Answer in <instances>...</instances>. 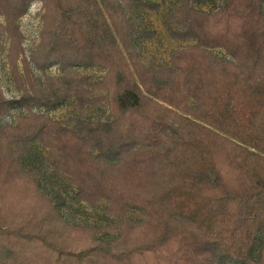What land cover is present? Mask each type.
<instances>
[{
    "label": "trees",
    "instance_id": "16d2710c",
    "mask_svg": "<svg viewBox=\"0 0 264 264\" xmlns=\"http://www.w3.org/2000/svg\"><path fill=\"white\" fill-rule=\"evenodd\" d=\"M33 2L40 30L26 56L18 22ZM159 9L0 0V62L21 96L0 90V121L26 111L0 126V264H264V236L252 256L264 231V0L172 2L163 26L186 45L162 66L142 61L136 41L154 34L130 18ZM81 68L104 74L91 83ZM103 103L105 119L88 120ZM66 104L67 121L33 111ZM37 151L76 203L116 223L68 224L41 171L22 166Z\"/></svg>",
    "mask_w": 264,
    "mask_h": 264
},
{
    "label": "rangeland",
    "instance_id": "374dc122",
    "mask_svg": "<svg viewBox=\"0 0 264 264\" xmlns=\"http://www.w3.org/2000/svg\"><path fill=\"white\" fill-rule=\"evenodd\" d=\"M150 1L160 4V9L157 12L137 11L133 16L131 15L130 18L139 28L145 29L154 34L153 37L138 39L136 41V50L140 54L142 61L145 63H152L156 66H162L168 62L169 55L172 51L178 50L186 45V43L170 39L163 26V22L170 10V5L172 2H176V0ZM214 6V4L210 3V5L203 6L202 9L211 11ZM41 12V4L39 2H33L29 6L27 13L18 22L22 38H24L22 39L23 41H21V45L25 50L26 56H28L32 45L37 42V34L40 30ZM0 23L2 24V20H0ZM215 52L220 53L218 51ZM19 70H21V66H19ZM32 70L37 85L42 88L44 82L43 77L33 67ZM55 70L56 68L54 66L50 67L46 72L47 76L54 75ZM78 72L83 76H87L91 83L98 81L104 74L99 68H81ZM0 90L3 97L8 100H18L21 97L18 89L10 79L9 69L4 59L0 62ZM33 111L60 121L70 120L76 115V111L71 104H66L50 111L46 110L44 107L35 108ZM25 114V109L15 108L11 111L9 117L0 121V126L14 124L16 116ZM106 116L107 106L105 103L97 107L88 108L87 119L90 121H103ZM37 154L38 156H34L35 158L22 160V166L27 171L35 168L41 171L42 176L38 178L40 187L47 196L53 199L68 224L105 228L111 227L116 223V219L108 217L100 209H92L86 204L76 203L73 199V188L56 179L50 169L46 168L44 164H41L40 152L37 151ZM43 211V208L39 210V212ZM126 219L137 221L133 216H129ZM263 236L264 231H262L257 238L258 242L254 247L252 255L254 257L257 256L256 251ZM95 237L97 240L107 243L115 239L116 235L105 231H99Z\"/></svg>",
    "mask_w": 264,
    "mask_h": 264
}]
</instances>
